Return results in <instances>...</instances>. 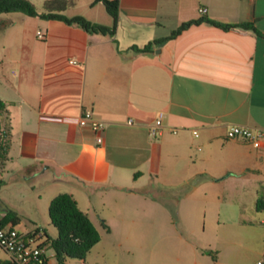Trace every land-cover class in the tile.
I'll return each mask as SVG.
<instances>
[{"label": "crops", "instance_id": "crops-1", "mask_svg": "<svg viewBox=\"0 0 264 264\" xmlns=\"http://www.w3.org/2000/svg\"><path fill=\"white\" fill-rule=\"evenodd\" d=\"M31 1L44 11L46 0ZM69 1L63 14L112 26L102 1ZM200 17L254 28L201 22L131 48ZM0 101V222L10 209L18 219L5 224L56 237L49 204L70 193L100 240L65 264H264V142L226 137L230 124L264 129V0H118L113 35L2 12ZM85 109L100 134L78 124Z\"/></svg>", "mask_w": 264, "mask_h": 264}, {"label": "trees", "instance_id": "trees-1", "mask_svg": "<svg viewBox=\"0 0 264 264\" xmlns=\"http://www.w3.org/2000/svg\"><path fill=\"white\" fill-rule=\"evenodd\" d=\"M96 1L103 2L106 11L113 18L112 26L91 22L82 15L67 16L63 14L62 10H64L69 4V0H46L44 2V11H41L31 0H0V13L16 11L45 19H58L67 24H75L90 33L113 35L118 16V0ZM201 22L210 23L224 30L231 27H241L247 29L254 28L249 22L224 23L212 18L200 17L182 22L179 26L172 30L170 35L167 37L154 39L142 47L132 46L131 48L135 51L150 50L152 44H159L168 38L176 36L188 27ZM257 34H259V32H257ZM3 107L4 104L0 101V114ZM1 127L2 126H0V129ZM6 142L7 131L5 141H0V152H3L5 149ZM2 185L3 180L0 179V188ZM255 207L257 210L264 209V193L257 198ZM48 215L51 223L57 228V236L50 237L39 228L33 230V232L41 233L42 238L47 235V237L43 240V244L47 246L49 243V245L53 248L57 264H65V260L68 257L84 259L88 251L100 240L99 231L88 215L78 207L76 200L70 193L62 192L54 196L49 204ZM17 219L18 216L15 212L8 209L0 224L4 225L7 221L15 222ZM208 253L212 254L210 251H208ZM0 264H10V262L9 260L7 262L0 261Z\"/></svg>", "mask_w": 264, "mask_h": 264}, {"label": "built area", "instance_id": "built-area-1", "mask_svg": "<svg viewBox=\"0 0 264 264\" xmlns=\"http://www.w3.org/2000/svg\"><path fill=\"white\" fill-rule=\"evenodd\" d=\"M200 13H205L206 8H200ZM37 36L43 38V33L37 31ZM129 122H132L129 119ZM80 126H88L94 132L99 133L103 131L104 124L94 117L91 109H85L78 118ZM161 124V116L156 118L154 123L149 127L151 135L158 133ZM197 135V133L194 131ZM226 137L238 138L249 142L254 147H260L264 142V129L251 128L239 124H230L226 129ZM6 139L5 128L0 129V141L4 142ZM98 143L102 142V136L98 135L96 138ZM42 234L39 232H23L16 229L12 225L0 224V247L8 254L10 264H45L47 262V246L43 244ZM258 261L257 264H261Z\"/></svg>", "mask_w": 264, "mask_h": 264}, {"label": "rangeland", "instance_id": "rangeland-1", "mask_svg": "<svg viewBox=\"0 0 264 264\" xmlns=\"http://www.w3.org/2000/svg\"><path fill=\"white\" fill-rule=\"evenodd\" d=\"M214 199H213V201H212V204H213V207H216L217 206V203H220L221 201H218L217 200V194L213 197ZM204 215H203V211L201 212L200 211V213H199V220H200V222H199V224H198V226H197V230L195 231V235L192 237V239L195 241V242H198V244H200V245H202V244H204V242H206L207 241V239L209 238V236H210V232L208 231V229L206 230V231H202L201 230V223L203 222V219H204ZM262 227V228H261ZM261 227L259 228V227H257L256 229H258V231H261V233L263 234L264 233V225H261ZM51 229H53V231H55L56 233H57V231H56V229L53 227V226H51ZM209 235V236H208ZM146 238H152V237H146ZM263 247H264V240L262 241V243L260 244V242H258V244H257V251H260V250H262L263 249ZM156 249V248H155ZM158 250H159V248H157L155 251L156 252H154V253H156L155 254V256L156 257H158V255H161L162 253H161V251H159V253H158ZM150 254L151 253H148V255H145L144 256V254H141L142 256H144V257H150ZM5 256H6V254H5V252L3 251V249L0 247V259H2V258H5ZM153 256V255H152ZM152 256H151V258L148 260V261H146V260H144V261H138V259H136L135 261L136 262H139V263H136V264H149V261L152 259ZM254 256H256L255 254L253 255V257ZM252 257V255H250V258ZM250 258H248L247 259V264H251V262H252V258L250 259ZM256 260V259H255ZM76 261V260H75Z\"/></svg>", "mask_w": 264, "mask_h": 264}]
</instances>
